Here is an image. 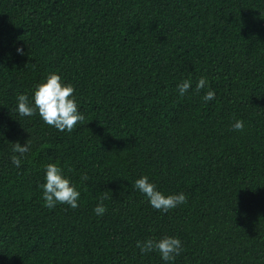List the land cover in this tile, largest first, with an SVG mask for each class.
Listing matches in <instances>:
<instances>
[{
	"label": "trees",
	"instance_id": "obj_1",
	"mask_svg": "<svg viewBox=\"0 0 264 264\" xmlns=\"http://www.w3.org/2000/svg\"><path fill=\"white\" fill-rule=\"evenodd\" d=\"M51 73L74 86L71 132L16 111ZM48 163L77 208L44 205ZM141 176L187 202L152 208ZM163 236L174 264H264V0H0V264H164L136 247Z\"/></svg>",
	"mask_w": 264,
	"mask_h": 264
},
{
	"label": "clouds",
	"instance_id": "obj_2",
	"mask_svg": "<svg viewBox=\"0 0 264 264\" xmlns=\"http://www.w3.org/2000/svg\"><path fill=\"white\" fill-rule=\"evenodd\" d=\"M17 52L23 55V49L17 48ZM208 81L201 77L195 85V90L199 92L204 89ZM192 85L191 79H184L177 85L180 96H184ZM74 86L65 83L60 74L51 73L41 83L37 84L33 90L31 99L27 94L21 93L16 97V111L21 117H31L39 114L42 121L58 131L71 132L79 121L84 119L79 111L76 97L73 95ZM205 103L215 99L214 90H208L202 97ZM244 123L236 120L232 125L233 130L242 131ZM30 145L28 142L21 145L14 143L10 159L16 167H21L22 160L28 153ZM45 182L40 185L42 188L43 203L48 209H54L57 205H67L72 209L79 206L80 191L63 174L62 169L55 163H48L45 166ZM87 180V176L82 177ZM146 198L150 206L156 210L167 213L179 205L187 202L186 194L183 192L165 194L150 182L147 176H141L135 180L133 185ZM97 216H103L106 212L102 200L93 209ZM136 247L141 253L156 251L160 254L164 264H174L175 258L183 251L182 241L175 236H163L161 238H147L137 241Z\"/></svg>",
	"mask_w": 264,
	"mask_h": 264
}]
</instances>
